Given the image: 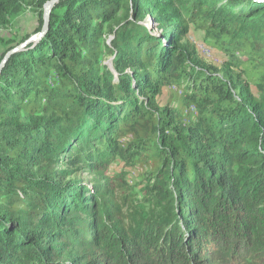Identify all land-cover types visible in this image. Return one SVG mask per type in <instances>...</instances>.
Instances as JSON below:
<instances>
[{"label": "trees", "instance_id": "trees-1", "mask_svg": "<svg viewBox=\"0 0 264 264\" xmlns=\"http://www.w3.org/2000/svg\"><path fill=\"white\" fill-rule=\"evenodd\" d=\"M0 264H264V0H58L0 75Z\"/></svg>", "mask_w": 264, "mask_h": 264}, {"label": "rangeland", "instance_id": "rangeland-1", "mask_svg": "<svg viewBox=\"0 0 264 264\" xmlns=\"http://www.w3.org/2000/svg\"><path fill=\"white\" fill-rule=\"evenodd\" d=\"M145 24L149 28L155 29L156 27L154 21L150 17L146 19ZM38 25L39 22L37 17L34 16L30 12V10H27L18 17L11 29L0 28V57L4 53V51L10 46L13 45L17 47L23 36L33 35ZM203 37L204 34L202 32L195 31L192 29L191 35L188 39L197 45L199 51L204 55V57L208 61L216 65H221L224 57L223 53L207 47L203 41ZM171 91L172 90L170 88L164 89L163 95L159 98L161 106L167 105V103L171 100ZM122 165L123 163L119 160L117 163L113 164L111 169L119 168ZM137 175V170H131V175L129 176V179L134 182L137 178Z\"/></svg>", "mask_w": 264, "mask_h": 264}, {"label": "water", "instance_id": "water-1", "mask_svg": "<svg viewBox=\"0 0 264 264\" xmlns=\"http://www.w3.org/2000/svg\"><path fill=\"white\" fill-rule=\"evenodd\" d=\"M57 2H58V0H51L45 5L44 23H43L42 30L39 33L32 35L28 40H26L22 44L18 45L17 47L13 48L12 50H10L5 55L4 59L0 63V75L2 73L3 68L7 64L9 58L13 54L20 52L21 50H23L26 46H28L31 43L39 42L47 34V32L49 30V26H50L51 13H52V10H53V8Z\"/></svg>", "mask_w": 264, "mask_h": 264}]
</instances>
